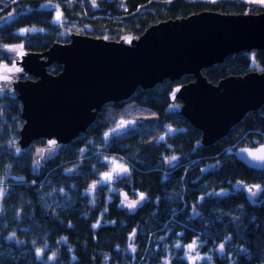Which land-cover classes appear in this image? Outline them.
<instances>
[{
    "label": "trees",
    "instance_id": "trees-1",
    "mask_svg": "<svg viewBox=\"0 0 264 264\" xmlns=\"http://www.w3.org/2000/svg\"><path fill=\"white\" fill-rule=\"evenodd\" d=\"M45 1L63 11L69 31L110 40L139 36L153 24L204 10L264 11V3L244 0H0V61L10 60L4 50L8 44L43 51L54 41H68L66 34L56 33L53 5L46 7ZM253 52L264 72V50ZM249 54H230L202 73L211 82L245 74L252 71ZM59 69L57 64L48 67L52 73ZM191 79L184 75L181 82ZM171 84L166 80L151 89H136L131 100L162 121L178 120L164 113ZM16 102L0 98V264H264V169L246 167L229 150L233 144L253 146L263 141L264 105L209 146L193 147L199 131L191 127L190 132L177 134L172 146L149 142L156 135V125L142 131L136 127L120 141L122 145L111 140L108 152L135 161L128 177L130 192L144 196L128 208L116 198L106 200L102 184L97 186L99 198L94 203L88 202L87 191L83 196V189L95 183L102 163L89 143L88 158L82 164L74 160L78 146H73L81 140L90 142V137L100 139L108 128L98 120L101 112L86 133L59 151L66 161L74 160L73 178L62 179L56 174L59 169L39 182L33 160L6 144L17 136L10 132L17 125ZM172 153L197 161L162 181L156 167L163 155ZM210 160L216 161V167L201 171L202 162ZM254 184L261 186L255 198L240 188ZM37 249H42L39 256Z\"/></svg>",
    "mask_w": 264,
    "mask_h": 264
},
{
    "label": "water",
    "instance_id": "water-1",
    "mask_svg": "<svg viewBox=\"0 0 264 264\" xmlns=\"http://www.w3.org/2000/svg\"><path fill=\"white\" fill-rule=\"evenodd\" d=\"M252 50H264V11L204 10L158 22L139 36L119 40L72 32L66 43L52 42L43 51L21 47L10 62L1 60L0 73L4 66L15 65L19 71L5 73L9 79L0 80V97L10 95L22 103L21 148L39 138H46L50 146L55 141L59 147L85 133L105 104L129 99L138 87L150 89L165 79L173 82L191 74V82L171 87L165 111L182 115L200 130L194 148L209 146L224 138L247 113L264 105V72L227 75L211 82L202 70L230 54ZM53 64L60 66L56 73L48 71ZM123 126L133 129L136 125L123 122ZM110 138L109 131L102 135L105 142ZM249 153L264 156V140L233 150L246 167L264 169V162ZM120 165L127 171L117 169L113 174L128 176L129 166Z\"/></svg>",
    "mask_w": 264,
    "mask_h": 264
},
{
    "label": "rangeland",
    "instance_id": "rangeland-1",
    "mask_svg": "<svg viewBox=\"0 0 264 264\" xmlns=\"http://www.w3.org/2000/svg\"><path fill=\"white\" fill-rule=\"evenodd\" d=\"M204 1L214 2V1H218V0H204ZM244 1H246L247 3L257 4V5L264 3V0H244ZM91 4H93V3L91 2ZM45 5H46V7L53 5L52 6V8H53V22L56 23V30L55 31L57 34H60V35L66 34V36L68 37V41H69V35L73 32V30L69 31L65 27V18H64L63 11L60 10V8L58 7V5L56 3L51 4V3H49V1H45ZM7 15H8V17L11 16L12 11H9ZM0 17H2V16H0ZM73 27H76V26L74 25ZM23 30L24 29H22V31ZM79 34H81V33H79ZM68 41H66V42H68ZM56 42H58V41H56ZM66 42H60V43H66ZM21 47H23V46L19 43L8 44L7 46L4 47V50H5V52L8 53V56L10 59L8 62H10L12 59L15 58L16 50L18 48H21ZM246 53H250L248 55V57L250 58V60H249L250 67L252 66L251 70L252 71H254V70L255 71H261L260 66L257 64V62L254 59L253 50L250 52H246ZM137 89L144 90L140 87H138ZM145 90H147V89H145ZM134 93L127 100H123V101L116 102V103L110 102V103L105 104L103 106L102 110L100 111L101 115H100V118L98 120H100V122L102 124L107 125L108 126L107 129H109L114 135H116V137H114V139H112L114 141V144L117 142V143H119V145H122L120 143V141L131 136V134H129V132L128 133L123 132L121 134V130L117 128L118 127L117 124L119 121L135 122L136 123L135 128L137 127L140 131H142L147 125H156L157 126L156 127L157 130L155 133L156 135L151 137V140H149V142L151 144L159 145L162 143L166 144V142L172 141L173 138H172L171 134L169 133V131L167 130L168 122L162 121L161 118L155 112H153L151 110H147V109H145L144 106H140L135 101H132L131 98L134 95ZM97 117H98V115H97ZM107 129H105V130H107ZM118 134H120V135H118ZM99 138H100V135H99ZM148 138L150 139V136H148ZM263 138H262V140H264ZM16 139H17V136L15 137V140ZM95 140L96 139L93 138V141L90 140V142H88V143H89V145L93 146V148H94L93 151L95 152V154L98 157H100L102 164L104 161V167L105 168L102 171L100 170L97 178L95 179V183L89 184V188L91 189V191L88 192V196L90 199L89 201L94 203L95 200L97 198H99L97 196V190H98L97 186L102 184V185L106 186L107 192H105L106 195L104 197L106 200L116 198V202L119 205H123V206H126L128 208H129L128 205L130 203H132L133 201L137 202L136 205L138 203H140L142 201L140 193L133 194L130 192V188H129L130 187V181L128 180V177L118 178V179L116 177L115 181H113L112 179L111 180H105L104 179V174L108 173V172H112V169L121 162L122 163L123 162L129 163L131 169L133 170V168H134L133 163L135 161H132L131 159H130L131 160L130 161L128 158H126V156H123L120 153H115V152L111 153V151L108 152L107 149L109 148V144L104 145L103 144L104 141H102L101 138L97 139V141H95ZM255 142H256V140H254V143ZM16 146H18V144H16ZM239 146H243V145H239ZM239 146H236V147H239ZM253 146H255V145H253ZM234 147H235V145L233 144L229 148V150L232 151V153H233V150L236 148V147L235 148ZM41 149H42L41 147H36V148L34 147L31 152H35L34 154L37 155L39 152H41ZM173 157H175V159H173ZM35 161L36 160H34V163H35ZM196 161H197L196 159L186 161L185 157L183 155L172 153L170 155H163L161 160H160L158 167H156V168H158L162 172L161 173V175L163 177L162 181H167L169 179V175H171V173H174L175 171L180 169V167L189 166L190 162L195 163ZM113 162H115V163H113ZM205 162H202L204 164H202L203 166H201V171H206L208 169H212V168L216 167V163H215L216 161H214V160H210L208 162L205 161ZM93 185H95V187H93ZM243 188L244 189L245 188L251 189V191L249 192L250 197L255 198V195L261 189V186L256 185V184L244 185ZM121 190L126 191L125 198L121 197V195H120ZM0 195H2V192H0Z\"/></svg>",
    "mask_w": 264,
    "mask_h": 264
},
{
    "label": "bare ground",
    "instance_id": "bare-ground-1",
    "mask_svg": "<svg viewBox=\"0 0 264 264\" xmlns=\"http://www.w3.org/2000/svg\"><path fill=\"white\" fill-rule=\"evenodd\" d=\"M222 13H224V12H222ZM240 13H250V12H239L238 14H240ZM227 14H229V13H227ZM231 14V13H230ZM191 15V14H190ZM189 16V15H188ZM185 17H187V16H185ZM182 18H184V17H182ZM171 19V18H170ZM174 19H179V18H174ZM167 20H169V19H167ZM173 20V19H172ZM165 21V20H164ZM184 75H191V74H184ZM184 75H182L179 79H177V80H175V81H171V85L172 86H174V85H177V84H186V83H189V82H191L194 78H193V75H191L192 76V79L190 80V81H188V82H181V79H182V77L184 76ZM167 79H165L164 81H166ZM163 81V82H164ZM162 82V83H163ZM3 97H7V98H11V99H15L17 102L15 103V105L18 107V110H19V115H18V118L16 119V121H17V125L15 126V128L14 129H11L10 130V132H11V134L12 135H14L16 132H17V139L15 140V138H14V136H12V137H10V139L7 141V145L9 146V147H12V150H13V152H15L16 154H19L20 156L21 155H23L24 157H26V159H28V158H30V159H32L33 160V163H34V160H35V152H31L32 151V149L35 147H43L44 146V143H46V145H48V146H50L48 143H47V139L46 138H39V139H32L31 141H30V143H29V146L27 147V148H21L20 147V145H19V143H18V141H19V138H20V134H19V131L21 130V128H22V126L25 124V119L24 118H22V116H21V113H22V103H21V101L20 100H18L16 97H10V95L9 96H3ZM3 97H0V98H3ZM248 114V113H247ZM246 114V115H247ZM245 115V116H246ZM244 116V117H245ZM243 117V118H244ZM242 118V119H243ZM241 119V120H242ZM241 120H240V122H241ZM95 121V120H94ZM94 121L91 123V124H93L94 123ZM187 121V120H186ZM189 123V122H188ZM90 124V125H91ZM190 124V123H189ZM238 124V123H237ZM236 124V125H237ZM235 125V126H236ZM190 127L191 128H193V129H196V128H194L191 124H190ZM90 128V126H88V128H87V130ZM86 130V131H87ZM196 130H198V129H196ZM86 131H85V133H86ZM199 131V133H201L200 132V130H198ZM105 132H107V131H102V133L104 134ZM82 134H84V133H80L77 137H75V138H73V139H71L68 143H64V144H62V145H60L59 147H54L55 149H54V153L52 154V156L49 158V160H50V162H51V165L48 167V171H49V174L47 175L46 174V176L48 177L50 174H52V172H54V171H58L59 169V171H58V173H56V174H59L60 173V175L62 176V179L63 178H65L66 180L67 179H72L73 178V171H74V169L76 168H72V169H69L70 167H71V165L73 166V163H74V160H76V161H81V164H82V162L86 159V158H88V156H89V154H88V150H87V144L86 143H88V141L87 142H85L84 140L82 141L81 140V142H79V145H74L73 147L75 148V147H77L78 146V148H76V150H75V153H74V157H75V159L73 160V161H71V160H65L64 158H62V157H60V155H59V151L60 150H62L64 147H69L80 135H82ZM16 144H18V146H16ZM52 146V145H51ZM31 149V150H30ZM27 155L29 156V157H27ZM33 167V166H32ZM68 167V168H67ZM105 167H104V161H103V164H102V167H101V171L104 169ZM34 170V169H33ZM69 170H71V171H69ZM55 174V173H54ZM73 174V175H72ZM112 175H114L113 174V172H112ZM47 177H46V179H47ZM54 184V183H53ZM56 185V184H55ZM68 185L71 187V186H73V183L72 182H69L68 183ZM243 186L244 185H242L240 188L241 189H244L243 188ZM56 187V186H55ZM59 187H60V189H63L62 188V185L61 184H59ZM54 188V187H53ZM89 185L87 186V188L86 189H83V192H84V194H83V196H85L86 194H85V192L87 191V192H89ZM245 190H247V193H248V195L250 196V194H249V192L251 191L249 188L248 189H246L245 188ZM88 202H90V201H88Z\"/></svg>",
    "mask_w": 264,
    "mask_h": 264
},
{
    "label": "flooded vegetation",
    "instance_id": "flooded-vegetation-1",
    "mask_svg": "<svg viewBox=\"0 0 264 264\" xmlns=\"http://www.w3.org/2000/svg\"><path fill=\"white\" fill-rule=\"evenodd\" d=\"M171 87H172V85H171ZM170 90H171V88H170ZM170 90H168L167 93ZM167 93H166V97H167ZM175 101H176V103L177 102L178 103H181L182 102L181 100H175ZM168 102H169V99L167 97V101H166V104H165V107H164V113H168L169 115H171L172 117H174L175 119H178V120L166 121V122H168L167 130L171 134L173 140L172 141H169V142H166V144H164V143H162V144H164L165 146H172V142H174V140L175 141L177 140V138L175 137L177 134H179L181 132H185V131L190 132L191 130H190V124L188 123V121H186V119L182 115L177 114V113H173V112H166L165 111L166 106L168 105ZM181 117H183V118H181ZM122 122H126V121H119L118 124H117V126H118L117 128L121 130V134L123 132H127L128 133V132H130V131H132V130L135 129V128H133V129H130L129 128L128 129V128L124 127V126H121ZM127 122H131V121H127ZM131 123H135V122H131ZM170 128L171 129H175V130H177V129H180V130H177L176 132H172L170 130ZM194 130H196V129H194ZM104 131H109L111 133V138L107 142H105L102 139L103 133L100 134L101 140L104 141L103 144L106 145V144H109L111 142V140L114 139V137H116V135H114L109 129L104 130ZM118 135H120V134H118ZM199 137H200V133H199V135L196 138H193V147H194V143L199 139ZM88 140L93 141V137H90ZM170 142H171V145H170ZM54 147H55V145L48 146V145H46V143H44V146L42 147L41 152H39L37 155H35V160L36 161H35V163H33V169H34L35 175L41 176V179L39 180V182L45 180L46 177H47L46 174L47 175L49 174L48 167L51 165V162H50L49 158L54 153V149H55ZM120 164H127L129 166V168H130V171L132 172V169H131L129 163H126V162L125 163L124 162L122 163L121 162L118 165H120ZM75 167H76V164L73 163V166L71 165V167L69 169H72V168H75ZM131 172H130V174H131ZM130 174L128 176H123V177L113 175L112 180L115 181V178L116 177H117V179L118 178L129 177ZM121 191H120V195H121ZM125 194H126V191H125ZM121 197H122V195H121ZM122 198H125V196L122 197ZM110 200H112V199H110Z\"/></svg>",
    "mask_w": 264,
    "mask_h": 264
},
{
    "label": "snow or ice",
    "instance_id": "snow-or-ice-1",
    "mask_svg": "<svg viewBox=\"0 0 264 264\" xmlns=\"http://www.w3.org/2000/svg\"><path fill=\"white\" fill-rule=\"evenodd\" d=\"M12 71H19V69L15 68V65L13 66V68H7L6 66H4L3 73H0V80H7V79H9V77L5 73L12 72ZM121 126H123V122H122ZM55 143H56L55 141H50V144H53L54 145ZM249 155L252 156L253 159H255V160H259L261 162H264V156H257L256 153H249ZM173 159H175V157H173ZM113 163H115V162H113ZM117 169H119V171H122V172H126L127 171V169L126 168H123L122 165H116L113 168L112 172H117ZM69 171H71V170H69ZM112 172L105 173L104 174V179L105 180H111L113 178ZM93 187H95V185H93ZM2 191L3 190H0V192H2ZM60 191H63V189H60ZM89 191H91V189H89ZM133 194H135V193H133ZM143 199H144V196H143V194H141V200H143ZM136 203H137L136 201H133L132 203H130L128 205L129 208L135 207L136 206ZM188 247L189 248H192L193 245H188ZM220 248H221V250H223L224 245L221 244L220 245ZM41 251H42V249H37V256L40 255ZM52 258L53 257H49V259H52Z\"/></svg>",
    "mask_w": 264,
    "mask_h": 264
}]
</instances>
